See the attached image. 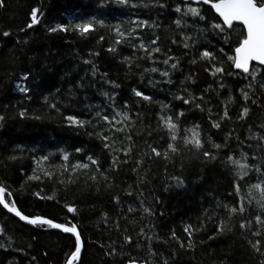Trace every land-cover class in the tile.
Instances as JSON below:
<instances>
[{
  "label": "trees",
  "instance_id": "16d2710c",
  "mask_svg": "<svg viewBox=\"0 0 264 264\" xmlns=\"http://www.w3.org/2000/svg\"><path fill=\"white\" fill-rule=\"evenodd\" d=\"M143 2L148 3V0ZM160 2L166 6L132 8L115 0H3L0 6V185L6 189L5 201L15 202L17 208L30 217L76 224L82 239L81 255L76 264H125L131 257L147 261L149 247L155 253L152 256L155 264H260L264 256L256 253L248 241L259 239L264 252V226L260 229L261 235L253 237L252 232L257 231L255 221H252L251 230H241L239 222L251 220L256 214L254 201L260 192L257 189L249 192L247 185L264 180V176L252 172L250 180L244 179L241 194L245 196L246 211L229 221L232 232L209 240L208 237L216 232L215 223L221 218L227 219L224 206H238L231 168L225 167L220 160L202 163L193 158L185 162L180 157L166 164L157 156L148 159L145 153L151 155L149 145L162 150L167 144L166 131L157 129V113L161 112V104H166L168 115L177 110L184 113L180 118L181 135L185 127L199 124L202 133L207 132L213 142L224 144L226 134L231 132L227 150L219 152L221 157L227 156L229 151L234 156L244 151L247 162L252 163L253 154L264 156V149L257 148L259 141L247 138L251 132L264 134V129L258 127L264 124V93L259 88L264 77L258 72L252 89L244 88L252 77L245 79L219 52L223 48L230 53L229 45L224 43L225 35L217 36L211 29L198 33V27L206 28L207 25L190 15L178 28L172 22L181 14L174 9L177 5L183 6L184 0ZM194 6L203 9L202 14L211 22L215 14L210 11V5ZM33 7L38 9V23L25 28ZM89 18L103 20L106 25L133 18L154 23L158 27H145L137 32L146 44L158 37L157 46L161 52L153 53L154 60L149 61L141 59L143 54L136 49L135 59L125 65L123 57L131 59L134 50L128 42L115 44V34L109 27L95 25L86 36L75 31H47L58 23L70 25ZM185 22L188 27L183 26ZM22 28L24 31H20ZM5 31L9 33L6 37L2 34ZM182 34L189 37L188 48L184 47ZM230 39L231 46L235 47V34ZM109 46H114L116 51H107ZM201 50L213 52L217 61L212 63L217 66H220L219 61H225L223 74L213 76L205 71L212 67L208 60L190 63L199 57ZM165 56L175 60L165 65L162 63ZM85 60L90 63L85 64ZM172 63L177 65L175 69L170 67ZM93 65L97 69L95 75ZM153 67L158 70L144 71ZM161 71H168V78L162 77ZM230 72L233 75L229 76ZM24 73L28 76L24 77ZM189 76L191 80L186 79ZM220 83L224 87L221 88ZM21 84L29 88L28 93L19 90ZM133 88L148 95L151 101L136 97ZM206 88L209 91L205 92ZM239 89L249 91L250 99H242ZM188 93L203 97L195 102L201 104L204 111L193 104L185 105L183 99H175L177 95L187 98ZM252 100L257 103L253 104ZM125 103L127 108H124ZM50 104L54 106L49 107ZM242 107L250 111L238 121L236 117ZM20 109H24V117L19 115ZM113 109L128 113L132 126L126 132L115 131L128 123H117L122 116H117L112 121L115 128H110L102 120L97 122L93 115L99 112L112 117L115 115ZM225 109L230 119L220 121ZM67 115L86 120L88 125L70 127L64 119ZM212 120L220 122L219 129L211 127ZM97 132L109 136L107 143L111 149L135 147H131L127 157L123 151H110L104 148L105 141L97 138ZM77 148L81 149L79 153L75 151ZM61 152L69 153L68 161L60 160ZM43 155H47V160L34 165L33 158L38 160ZM113 155L119 161L127 159L128 162L119 163L106 173L111 185L106 188L107 181L94 183L90 180L94 169L103 172L110 168ZM184 155L191 156V153ZM12 156L15 159H9ZM89 156L98 163L92 165L88 161L86 174H81L83 170L73 173L74 183H67L68 174L62 169L53 168L67 164L70 169L71 162L83 163ZM137 159L142 161L139 166ZM41 167L52 172V177H44L39 171ZM33 174L40 179L28 180ZM173 176L183 180V184L177 186L170 179ZM49 196L53 198L48 199ZM114 196L118 197L117 201L113 200ZM249 196L253 198L252 204L248 202ZM141 203L152 210L151 215L142 212ZM66 205L73 206L74 211L68 212ZM129 208L133 211L129 212ZM201 221L204 222L202 226ZM185 225L201 228L192 233L194 247L191 249L182 248L177 239L170 238L174 232L176 238L187 245ZM141 229L143 238L139 235ZM122 233L131 237L128 244H123ZM0 244L4 245L0 247V264H65L67 255L74 249L75 238L47 225L25 224L0 206ZM113 248L116 254H111ZM105 252L110 254L105 255ZM121 252L126 255H120Z\"/></svg>",
  "mask_w": 264,
  "mask_h": 264
},
{
  "label": "snow or ice",
  "instance_id": "6c2138e0",
  "mask_svg": "<svg viewBox=\"0 0 264 264\" xmlns=\"http://www.w3.org/2000/svg\"><path fill=\"white\" fill-rule=\"evenodd\" d=\"M116 3L120 5L130 6L132 8L136 7H156L157 5L161 8H164L166 5L161 3L160 0H148V3H144L143 0H140L139 3H134L133 0H115ZM197 4L203 5H210V11L215 13V16L212 17L211 22L208 20L207 15L202 14L204 11L200 7L194 6ZM0 6H3V0H0ZM174 11L180 15V18L174 20V23L178 28L182 26V21L185 17L189 15L193 18H197L199 21L204 22L207 27L206 28H197V32L203 34L207 32L209 29L212 32L219 36L225 35L224 43L229 45L230 53L225 52L223 48L219 49V52L222 53L226 57V61L229 62V66L240 70V73L244 75V78L247 79L248 77H252V80L244 86V88L251 90L253 85L257 82V73L261 74V77H264V69H261L259 66H264V0H184L183 6L177 5ZM30 22L25 25V28H31L33 25L38 23V9L33 7L31 12L29 13ZM103 26L109 27L110 31L115 34V44H124L126 42L130 43V46L134 50V55L130 59L129 57H123V62L125 65L131 64L132 60L135 59V50L139 49L140 52L143 54L141 59L147 58L149 61L154 60L153 53L161 52V48L158 45V37L154 38L146 44L143 39L140 38L137 29H144L145 27L152 29L154 27H158L154 23H149L147 20L133 18L131 20H123V21H116L112 25H106L105 21L100 19H93L89 18L83 21H76L75 23H70V25L64 24H55L54 26L48 27L47 31L50 33H54L57 31L60 32H67V31H75L80 36H86L90 31L94 30V26ZM184 27H188V24L185 22L183 23ZM20 31H24V29H20ZM3 36H8L9 33L7 31L2 33ZM235 34L237 37L235 41V47H232V41L230 39L231 35ZM131 38V40H130ZM103 39V37H101ZM181 39L185 41L184 47L188 48L190 45L187 43L189 37L186 35H181ZM135 40L136 42H132ZM175 43V41H172ZM195 43V41H193ZM109 52H115L116 48L114 46H109L107 49ZM90 55H96V53H90ZM175 60L174 57L165 56L162 63L165 65H169L170 61ZM198 60H208L209 63L212 64L211 69L206 68L205 71H209L211 75L216 76L217 74L224 73V63L225 61H219V65L217 66L216 63H212L213 61H217V56L207 50H201L199 57L190 61L192 64H196ZM250 61L257 62L256 64L250 67ZM85 64L90 63L89 60L84 61ZM176 64L172 63L170 65L171 68L175 69ZM158 69L153 67L150 69H145V72H156ZM93 75H95L97 69L95 65H93ZM161 76L164 78H168L169 72L168 71H161ZM229 76L233 75V73H228ZM28 73H24V77H27ZM187 80H191V76L186 77ZM168 83H171V80H167ZM114 83V82H113ZM151 83V81H150ZM183 83V81L181 82ZM117 86L118 85H114ZM221 88L224 87L223 83L219 85ZM260 92L264 93V79H261L259 82ZM19 90L23 93H28L29 88L25 85H19ZM185 92H188L187 89H184ZM205 92L209 91L208 88L204 89ZM241 93L242 99L247 101L250 99L249 91H245L244 89H239ZM133 94L136 97H139L143 101H151V98L148 95H144L141 91L137 89H132ZM71 95V92H69ZM47 99V97H45ZM176 100L183 99V103L185 105L193 104L196 109L204 111L201 107V104L196 103V100H202L203 97H194L191 93H188V97L184 98L182 96H175ZM231 100V96L228 97ZM253 104H256V100H252ZM54 105H49V107H53ZM128 105L125 103L124 108H127ZM59 111V109H56ZM250 109L248 107H242L240 109L239 115L236 117V120L240 121L243 120L247 114L249 113ZM114 116L109 117L108 115H101L99 112L94 113L97 117V122L104 121L109 125L110 128H115V125L112 121L115 120L117 116H122V120L117 121V123H121L124 125V122L127 121L128 123L121 128H115V131L126 132L128 128H130L131 121L128 116L127 112L121 113L116 109H113ZM168 105L161 104V112L157 113L158 124L157 129L160 131H166L167 133V144L164 146L162 150H158L156 147L149 145V149L151 155L145 153L148 156V159H151L152 156L160 157L164 160V162L171 163L175 160L176 157H180L181 160L187 161L189 159H198L201 160L202 163H211L217 160H220L221 164L225 167H230L232 170V175L234 177L232 184L235 192V196L237 199L238 206H231L225 205L227 219L221 218L219 222L215 223L216 232L213 233L212 236H209L208 239H214L216 235L223 234L225 232H232L233 227L230 225L229 221L232 220L234 215L236 214H243L246 211L244 206L245 196L242 195V182L245 178L251 179L250 173L255 172L262 176H264V156L253 154L252 156V163L247 162V153L244 151H240L238 156H234V154L229 151L227 156L221 157L219 152L221 149L227 150V140L229 136L232 134H226L225 136V143L218 144L213 142L212 138L208 135L207 132H203L200 129L199 124H194L187 126L183 129V134H180V118L184 115V113L180 110L175 111L173 115H168ZM209 114L210 109H209ZM19 115L21 117L25 116L24 109H20ZM39 119V117H36ZM2 119V117H0ZM65 121L70 127L76 128H83L88 125V121L83 119H78L74 115H67L64 117ZM220 121L225 119H230L227 109L220 115ZM220 122L216 120L211 121V127L215 129L220 128ZM264 129V124L258 126ZM103 130V129H102ZM91 135V133H90ZM97 138L105 141L104 148L110 149L113 152L123 151L125 156H129L131 152V147H135V145H131V147H124L123 149L116 148L111 149V146L107 141L109 140V136H101L99 132L95 133ZM248 139H256L259 141L257 144L258 149H264V134L260 132H251V134L247 137ZM127 139L131 141V137L128 136ZM240 144H243L244 141H240ZM77 153L81 151L80 148L75 149ZM191 153V156H185L184 153ZM47 155L40 156L37 158H33V164L37 165L39 163H43L47 160ZM9 159H15L14 156L9 157ZM69 153L61 152L60 153V160L61 161H68ZM91 162L92 165H96L98 161L93 159L91 156L85 157V162H80L78 160L71 162L70 169L67 164H60L53 166L54 169H62L63 173L68 174V181L67 183H74L75 181L72 179L73 173H77L78 170H83L81 174H86L87 170L89 169V163ZM128 160L125 159L124 161H119L118 157L113 155L112 164L109 169H105L103 172L96 168L93 170L92 175L89 177L94 183H99L100 181H107L105 183V187H109L111 185L110 178L106 175L107 172L114 170L119 163H127ZM142 163L140 159L136 160L137 166ZM177 167H181V165H177ZM36 168H33V173L36 172ZM40 172L43 173L44 177L51 178L52 172L44 170L42 167L39 169ZM136 169H133L135 172ZM62 174V173H61ZM28 180H39V175H29L27 177ZM170 179L180 186L183 184V180L179 177H170ZM62 184L65 183L64 180L60 181ZM252 189H257L260 192V196L258 199L254 201L256 214L252 217L251 220H241L239 222V228L241 230L248 229L251 230L252 228V221H255L257 226V231L252 232L253 237H257L261 235V227L264 226V180H260L256 183L248 184L247 190L250 192ZM6 189L4 186L0 185V206H3L4 209L7 210L8 213L14 214L16 217L19 218L20 221H24L30 225H40L41 227L47 225L53 229H59L64 233H70L73 237H75V244L74 249L71 251L70 255H67L65 264H76L77 259L81 255V248H82V239L81 235L78 232V226L76 224H68L64 223H55L52 219H45L41 216H28L23 214L16 206L15 202H6L5 201V194ZM231 195V193H230ZM48 199H52V196L47 197ZM10 199V197H9ZM114 201L118 200V197H113ZM249 204L253 203V198L251 196L248 197ZM68 212H73V206H67ZM217 207L219 208L220 205L217 203ZM141 208L143 213H147L149 215L152 214V210L149 207H145L143 203H141ZM133 211L132 208H129V212ZM101 216H104V213H101ZM203 221H201V226L203 225ZM185 232L188 233V243L187 245L181 243L178 238H176L175 233L171 234L172 239H177V243H180V246L187 247L191 249L194 247L192 244V233L199 232L201 228L193 227L192 225H185L184 228ZM141 238H143V229H141L140 234ZM123 244H128L131 237L122 233ZM115 243V241H113ZM250 247L256 252L259 253L261 256H264V252L261 251V241L259 239L248 241ZM10 246V245H9ZM0 247H4L3 244H0ZM137 248L140 247L139 244L136 245ZM110 253L105 252V255H109ZM111 254H116L115 248L112 249ZM120 255H126L125 253L121 252ZM155 255L153 253L151 247L148 249V260L139 258V257H131L130 259L125 261V264H155L152 261V256ZM260 264H264V260L260 261Z\"/></svg>",
  "mask_w": 264,
  "mask_h": 264
},
{
  "label": "water",
  "instance_id": "95a60500",
  "mask_svg": "<svg viewBox=\"0 0 264 264\" xmlns=\"http://www.w3.org/2000/svg\"><path fill=\"white\" fill-rule=\"evenodd\" d=\"M215 14V13H214ZM257 62H254V61H250V66L252 65V64H256ZM261 67H263L264 68V66H261ZM238 70V69H237ZM3 207V206H2ZM6 210V209H5ZM7 211V210H6ZM10 214H12V213H10ZM14 217H16L14 214H12ZM18 220H19V218L18 217H16ZM21 222H23V223H25V224H27L26 222H24V221H21ZM28 225H30V224H28ZM56 230H58V231H61V230H59V229H56ZM70 234V233H69ZM72 235V234H71ZM75 238V237H74ZM81 250H82V248H81ZM80 258V257H79ZM79 258L77 259V261H76V263L78 262V260H79Z\"/></svg>",
  "mask_w": 264,
  "mask_h": 264
}]
</instances>
